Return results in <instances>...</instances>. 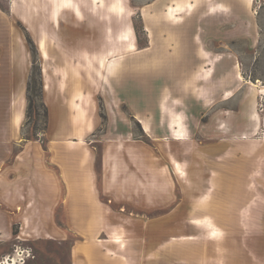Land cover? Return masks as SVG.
I'll return each mask as SVG.
<instances>
[{
    "label": "crops",
    "instance_id": "obj_1",
    "mask_svg": "<svg viewBox=\"0 0 264 264\" xmlns=\"http://www.w3.org/2000/svg\"><path fill=\"white\" fill-rule=\"evenodd\" d=\"M18 1L10 0L7 13L0 8V220L5 221L4 233L13 235L17 224V237L22 240L61 241L65 233H72L76 239L70 246V264H166L159 222L154 224L158 227L151 241V224L144 225L141 219L149 221L151 210L159 218L157 209L177 203L181 175L175 166L192 164L190 157L197 154V148L192 151L191 136L197 112L214 102L215 89L225 93L218 100L229 98L225 87L229 62L222 52L215 55L204 39L214 40L217 27L219 35H229L228 23H244L245 10L253 0H177L174 4L179 1L183 8L175 21L168 16L172 0H153L148 6L159 2L160 8L152 15L146 12L156 22L157 35L141 48L135 40L133 50H125L122 43L117 54L87 50L84 45L89 40L69 32L65 43L73 45L74 62L83 63L84 48L96 77L113 76L107 84L114 98L104 99L105 126L95 139L98 152L88 139L97 124L92 100L80 101L81 113L76 114L66 94L63 99H51L43 64L45 132L23 136L32 58L23 36L13 27L12 4ZM142 16L145 20L143 11ZM127 25L133 33L132 24ZM220 59L215 83L213 66ZM79 71L83 76L81 67ZM134 121L142 134H135ZM221 136L216 140L228 139ZM185 148L189 158L183 157ZM201 150L208 159L206 166H213L208 157L214 151L223 160L229 152L219 142H207ZM128 207L135 211L127 212ZM119 220L133 221V239L124 246L115 239L127 230Z\"/></svg>",
    "mask_w": 264,
    "mask_h": 264
},
{
    "label": "rangeland",
    "instance_id": "obj_2",
    "mask_svg": "<svg viewBox=\"0 0 264 264\" xmlns=\"http://www.w3.org/2000/svg\"><path fill=\"white\" fill-rule=\"evenodd\" d=\"M152 1L19 0L12 4L14 30L23 36L32 58L30 76L33 79L29 83L28 99L26 96L23 136L31 138L45 132L43 64L45 82L51 83V99H63L66 94L76 114L81 113L80 101L89 104L92 100L97 124L88 139L98 152L99 143L95 139L105 126L104 99L114 98L107 84L113 76L100 74L96 77L90 70L91 56L87 50L117 54L122 43L127 50V42L119 39L121 29L130 27L127 23L133 27L134 49L135 40L138 48L146 45L149 38L157 35L156 22L146 11L154 14L160 3L149 7ZM176 1L172 0V5ZM9 2L0 0V8L6 13ZM245 16L244 23H228L229 35H219L217 27L214 40L204 39L215 55L222 52L229 62L231 70L225 86L229 98L218 100L225 93L215 89L214 102L197 112V124L192 125L191 135L192 151L197 148V154L190 157L192 164L180 165L177 203L157 209L159 218L151 210L149 221L141 219L144 225L151 224V241L153 229L158 227L154 224L159 222L166 264H264V0H253ZM169 19L175 21L176 15ZM69 32L89 40L84 45L88 49H81V64L72 59L73 45L65 43ZM103 62L104 59L100 64ZM221 62L222 59L213 66L215 83L220 76ZM79 67L83 69V76ZM240 120L243 124H238ZM133 126L135 134L140 135L136 121ZM221 133L228 139L216 140L222 137ZM207 142L224 143V147L229 148L224 160L214 151L215 155L208 157L213 166H206L208 159L201 148ZM185 150L183 157H188L189 149ZM126 211L135 210L128 207ZM206 217L211 218L207 224ZM132 222H124L127 230L122 232V237L115 238L117 244L124 246L132 241ZM3 223L5 221L0 220V264H10L9 259L5 262L7 255L14 258V264H70V246L76 239L72 233H65L61 241L52 238L22 240L17 237L18 224L14 226L13 235H6ZM58 223L62 226L60 219Z\"/></svg>",
    "mask_w": 264,
    "mask_h": 264
},
{
    "label": "bare ground",
    "instance_id": "obj_3",
    "mask_svg": "<svg viewBox=\"0 0 264 264\" xmlns=\"http://www.w3.org/2000/svg\"><path fill=\"white\" fill-rule=\"evenodd\" d=\"M182 5L180 4V2L178 1L176 4L170 5L168 6V14L170 17L173 16V14H176L178 11H180L182 9ZM119 9V8H118ZM120 13V12H118ZM122 31L121 33V37L119 38L120 40L126 41L127 42V50H133L134 49V43H133V34H132V30L130 27H126L124 26V28L121 29ZM118 33V34H120ZM264 87V81H263V86ZM258 144V143H257ZM175 172L178 174L182 173L179 168L176 167ZM213 237H217L216 235H213Z\"/></svg>",
    "mask_w": 264,
    "mask_h": 264
},
{
    "label": "trees",
    "instance_id": "obj_4",
    "mask_svg": "<svg viewBox=\"0 0 264 264\" xmlns=\"http://www.w3.org/2000/svg\"><path fill=\"white\" fill-rule=\"evenodd\" d=\"M31 75V74H30ZM32 76H29V80H28V84H27V88H26V96H27V99H28V92H29V89H30V85H29V83H30V81H32ZM43 104V103H42ZM44 106V108H45V116L47 115V109H46V107H45V105H43ZM136 124H137V127H138V130H139V132H141V134H142V131H141V128H140V125L136 122ZM13 232L15 233L16 232V228H14L13 227Z\"/></svg>",
    "mask_w": 264,
    "mask_h": 264
},
{
    "label": "built area",
    "instance_id": "obj_5",
    "mask_svg": "<svg viewBox=\"0 0 264 264\" xmlns=\"http://www.w3.org/2000/svg\"><path fill=\"white\" fill-rule=\"evenodd\" d=\"M8 259L10 260V264H14V258L13 257H10V255H7L5 257V262L7 261L8 262ZM9 264V263H8Z\"/></svg>",
    "mask_w": 264,
    "mask_h": 264
}]
</instances>
